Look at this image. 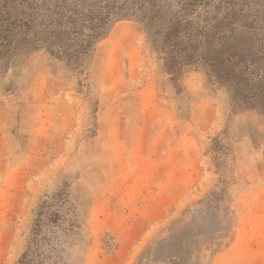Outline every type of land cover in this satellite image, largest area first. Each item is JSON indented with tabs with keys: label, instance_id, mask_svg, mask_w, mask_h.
<instances>
[{
	"label": "rangeland",
	"instance_id": "1",
	"mask_svg": "<svg viewBox=\"0 0 264 264\" xmlns=\"http://www.w3.org/2000/svg\"><path fill=\"white\" fill-rule=\"evenodd\" d=\"M24 263L264 264V0H0Z\"/></svg>",
	"mask_w": 264,
	"mask_h": 264
},
{
	"label": "trees",
	"instance_id": "2",
	"mask_svg": "<svg viewBox=\"0 0 264 264\" xmlns=\"http://www.w3.org/2000/svg\"><path fill=\"white\" fill-rule=\"evenodd\" d=\"M49 218V220H53L54 219V217H53V215L52 214H50V217H48ZM39 221H40V218H37L36 219V226L39 228ZM39 229H36V231H38ZM36 231H34V232H36ZM27 256V253H24L23 255H22V261H20L21 263H23V259L25 258ZM24 264H28V263H24Z\"/></svg>",
	"mask_w": 264,
	"mask_h": 264
}]
</instances>
